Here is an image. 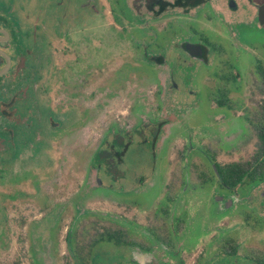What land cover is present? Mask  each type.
I'll return each mask as SVG.
<instances>
[{
    "label": "flooded vegetation",
    "instance_id": "obj_1",
    "mask_svg": "<svg viewBox=\"0 0 264 264\" xmlns=\"http://www.w3.org/2000/svg\"><path fill=\"white\" fill-rule=\"evenodd\" d=\"M179 18L185 31L161 47L157 34ZM138 23L154 48L150 80L146 50L131 44ZM260 33L264 0H0V168L27 167L13 182L38 204L29 211L42 216L51 259L65 246L77 264H264ZM202 101L206 125L170 139ZM143 143L154 159L146 174L127 160ZM164 148L158 195L131 202L153 184Z\"/></svg>",
    "mask_w": 264,
    "mask_h": 264
},
{
    "label": "rangeland",
    "instance_id": "obj_2",
    "mask_svg": "<svg viewBox=\"0 0 264 264\" xmlns=\"http://www.w3.org/2000/svg\"><path fill=\"white\" fill-rule=\"evenodd\" d=\"M138 11L141 9L138 8ZM94 19V18H93ZM184 19L179 20H172L168 22V27L166 32L163 34H157L159 38H157V42L161 45V47L165 46L164 42L167 41V39H170L171 36L181 35L185 31V26L183 23ZM211 17L208 16L207 19H204L202 21L201 17H198L196 21H193L195 26L194 28H197L198 26L201 27L202 24L204 27H208L212 24L210 21ZM87 23L88 25L93 27L94 21L90 20V17L87 15ZM217 22V25H220V22L215 20ZM193 24V23H192ZM141 24H133L132 31L133 34L131 36L132 42L131 44H134V47L137 49L135 51L140 52L141 48L146 50V79L150 80L151 78H155V69L154 67H151V64L147 62L149 54L153 51V45L151 44V41L148 42L147 38H143V34L140 32ZM148 27V25H147ZM104 27H101L99 32L101 34L102 31H104ZM197 30V29H196ZM213 31L217 36H221L223 32L218 33L216 30H210ZM219 34V35H218ZM240 37H244L246 39H249L248 37H254L253 35L248 34H242L240 32ZM106 39L113 38L112 41V48H115L116 45L119 42V38L117 35H113L111 33L104 34ZM211 37L215 38L214 35H210ZM193 40H197V37H190ZM223 36H221V39ZM257 40H264V33L258 34ZM220 42H224V40H220ZM226 49H228L230 52H234L232 50V46H230L227 41L225 42ZM119 46V45H118ZM117 46V47H118ZM132 47V46H131ZM134 50V49H133ZM134 75H140V71L142 68L140 67V63H136L134 66ZM123 69H126V66L124 64ZM144 70V68H143ZM142 70V71H143ZM199 74L196 75V80L199 81ZM200 96L202 100L205 99V96L203 94L207 95V89L201 85L200 88ZM203 96V97H202ZM137 105L134 107V111H136ZM194 107V108H193ZM192 107V111L189 112L186 117V121L180 123V126L173 127L171 130V136L170 139H172L174 136H177L179 134L189 133L190 130H195V128H201L204 127L209 120L207 116L205 115V109L206 104L204 101L199 103V108H195V104ZM151 112V108L148 104H146V117L149 116ZM147 147L146 143L143 144H135V146L132 148L131 153L128 155L127 160L130 163L131 166H141L143 167L142 170H144V173L146 174V167L150 165V161L153 159H150V155L146 152ZM250 150V149H249ZM90 151H86V154L80 153V151L71 152L68 153V159H74V158H80L81 160L89 159L91 156ZM166 148L162 150V152L156 157V174L154 177L153 184H149L142 190H134L129 194L128 199L132 202L136 201L139 202L140 205H148L149 201L151 199L156 198L158 195V191L161 188V183L163 181V178L165 179V171L168 166V162L166 161ZM252 155L251 151H242L240 153V156L242 159H249ZM154 157V156H153ZM154 161V159L152 160ZM35 166V165H34ZM34 166L31 167V171L33 173V176L37 178L36 180H39L38 176L41 175L38 174L37 171H34ZM27 167H21L15 165H9L5 167L4 169L0 168V264H16L19 262V264H77L75 260L72 258H69L68 254H66L67 248L65 246L61 248H56L55 251V259H51L52 257L49 256L50 249H47L45 247V242L47 241L46 232L44 228L40 225L39 219L42 218L39 213L37 218L34 219L33 214H30L29 209L30 208H37L38 204L35 205L34 199L31 197H26L25 192H30V188L26 187L25 185H21V188L14 184V178L17 174L21 173L24 174ZM16 185V186H15ZM99 194L101 193H108L110 195L117 194V191L113 189H109L108 192L104 190H99ZM31 193V192H30ZM12 195L16 198L13 199L12 202L9 201V198H12ZM29 198V199H28ZM31 199V200H30ZM35 203V204H34ZM38 212V211H37ZM261 219H264V213L260 216ZM37 220L38 225L35 227L33 226L34 221ZM232 223L235 222V219L231 221ZM236 222H238V219H236ZM23 224V225H22ZM262 238L264 237V232H262ZM35 242V243H34ZM264 250V246H263ZM63 251V254H61ZM65 251V252H64ZM48 253V257L46 256ZM63 255V256H62Z\"/></svg>",
    "mask_w": 264,
    "mask_h": 264
}]
</instances>
